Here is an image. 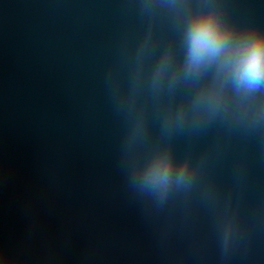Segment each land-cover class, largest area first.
Instances as JSON below:
<instances>
[{"label": "clouds", "instance_id": "1", "mask_svg": "<svg viewBox=\"0 0 264 264\" xmlns=\"http://www.w3.org/2000/svg\"><path fill=\"white\" fill-rule=\"evenodd\" d=\"M186 37V73L198 76L215 65L223 83L230 82L245 96L264 90V31L254 26L237 30L225 9L213 4L192 16ZM261 122H264V110L257 113L253 125ZM186 179L187 169L182 167L175 182L181 185ZM171 182V161L160 157L149 168L140 188L149 195L163 197Z\"/></svg>", "mask_w": 264, "mask_h": 264}]
</instances>
